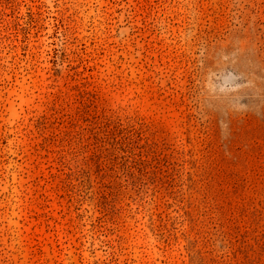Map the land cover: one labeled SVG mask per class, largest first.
<instances>
[{"label": "rangeland", "instance_id": "rangeland-1", "mask_svg": "<svg viewBox=\"0 0 264 264\" xmlns=\"http://www.w3.org/2000/svg\"><path fill=\"white\" fill-rule=\"evenodd\" d=\"M0 264H264V0H0Z\"/></svg>", "mask_w": 264, "mask_h": 264}]
</instances>
